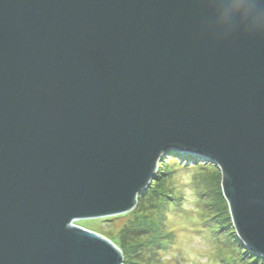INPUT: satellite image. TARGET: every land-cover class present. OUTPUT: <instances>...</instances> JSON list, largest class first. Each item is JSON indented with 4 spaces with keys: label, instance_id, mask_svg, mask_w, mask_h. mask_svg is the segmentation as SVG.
Segmentation results:
<instances>
[{
    "label": "water",
    "instance_id": "1",
    "mask_svg": "<svg viewBox=\"0 0 264 264\" xmlns=\"http://www.w3.org/2000/svg\"><path fill=\"white\" fill-rule=\"evenodd\" d=\"M168 150L264 256V0H0V264H122Z\"/></svg>",
    "mask_w": 264,
    "mask_h": 264
},
{
    "label": "rangeland",
    "instance_id": "2",
    "mask_svg": "<svg viewBox=\"0 0 264 264\" xmlns=\"http://www.w3.org/2000/svg\"><path fill=\"white\" fill-rule=\"evenodd\" d=\"M169 154L163 155L162 164L159 161L161 177H154L157 180L153 179L151 182L154 190L147 192L148 196L146 195L139 201L137 208L134 207L135 210L105 220L75 224L112 239L122 253V264H126V260L130 262V259L132 261L130 264H147L146 261L150 255L142 253L141 247H139L135 251L137 254H132L133 257L130 258L127 253L128 246L132 243L138 244L148 238V233L152 231V224H155L153 222L157 221V213H163L160 210L164 209L163 226L165 231L153 236L156 238L155 241L163 242L157 248L154 264H238L240 253L233 248L234 243L230 240V233L220 235L218 233L219 226L217 227L212 222L206 224L202 221L208 218L207 212L199 213L200 202L202 203L205 197H209L207 199L209 201H215L219 196L223 203L217 186V171L198 168L191 161L186 162L191 167H182L180 164L183 159L181 158L177 161L164 159L170 156ZM209 183L212 184L213 189L216 187L217 194L206 190ZM161 189L165 193L170 192L169 196L172 199L169 202L158 195ZM197 195L201 199L197 200ZM219 199L216 203L219 202ZM172 202H177V205L168 208ZM160 213H158L159 216H161ZM159 236L164 237L157 239ZM160 246H163V249L159 250ZM138 255H141L142 259L136 257Z\"/></svg>",
    "mask_w": 264,
    "mask_h": 264
},
{
    "label": "trees",
    "instance_id": "3",
    "mask_svg": "<svg viewBox=\"0 0 264 264\" xmlns=\"http://www.w3.org/2000/svg\"><path fill=\"white\" fill-rule=\"evenodd\" d=\"M167 153L168 154L170 153L169 154L170 156H168L167 158L165 157L164 159H173V160H176V161L183 159L182 164H180L182 167H185V168L186 167L187 168L191 167V166H188V164H186V162L191 161V163H193L194 165L198 166V168H205L207 170L210 169L212 171L218 170L214 165L210 164V162H208V160L205 159L202 156L194 155V154H184V155L179 154L178 155V153H176L175 150H168ZM162 157H161V159H163ZM161 159H160V161H161L160 163L162 164L163 160H161ZM196 160H198L199 162H195ZM203 162H205V163L203 164ZM160 163H158L157 174H155V177H158V176L161 177V171L159 172V167H160L159 164ZM218 172H219V170H218ZM156 180H157V178L154 179V181H156ZM217 186L219 188L220 184L217 185ZM153 190H154V186H152L151 183H150L149 187L137 198V204H136L135 208H137V206L139 204V201H141L143 199V197H145L147 195V192H151ZM206 190H208V192H211L213 194H217L216 193V187H215V189H213L211 183L207 184ZM169 193L170 192L165 193L164 190L161 189L159 191L158 195L162 196L167 202H169L172 199V197L169 196ZM219 194L222 197L221 191L219 192ZM199 199H201V198H200V196L197 195V200H199ZM207 199H209V197L203 198V202L202 203L200 202V206L201 207L199 209V213L207 212L206 214H208L207 215L208 218L206 220H202V221L204 223H206V224H210L212 222L217 227L219 226L220 229H218V233L220 235H222L224 233H226L228 235L230 233V235H229L230 240H232V242L234 243L232 246H233L234 249H237L239 251V253H240L239 254V259H238V264H264V256L255 255L254 253L249 251L242 244V242L238 239L236 233L234 232V228H233V225H232V221H231V218H230V215H229L228 206H227L226 202L222 203L220 201V199H219V196L216 198L215 201L214 200H210L209 201ZM218 199H219V202L216 203V201ZM176 205H177V202H175V203L172 202V203H170L168 205V208L169 207L173 208ZM135 208L132 209L130 212L135 210ZM160 211L165 213L164 209H161ZM158 213H160V212H158ZM158 213H157V221L153 222L155 224H152V231H150L148 233V238H145L144 241H141L138 244L132 243V244H130L128 246V251H127L128 257L130 256V258H132L133 255H136L137 254V253H135L136 249L141 247L140 250L142 251V253L145 252L146 254L150 255L148 257V260L146 261V263L147 264H154L156 262V260L154 258H155V254H157V251H158L157 248L160 245V243H163V242L162 241H155L154 239H156V238H154L153 236L156 233L165 231V227L163 226V218L165 217V214L163 215V213H160L161 216H159ZM210 213H211V215H210ZM166 214H168V213L166 212ZM162 237H164V236H159V237H157V239H160ZM163 239H165V238H163ZM111 241L114 244H116L112 239H111ZM165 242H164V245H165ZM163 246H160L159 250L163 249ZM129 249H130V252H129ZM121 250L123 252V249H121ZM136 257L142 259L141 255H138ZM125 258H126V256H125ZM128 260H129V258H128ZM125 263L126 264H130V263H132V261H131V259H130V262L129 261L127 262V260H126Z\"/></svg>",
    "mask_w": 264,
    "mask_h": 264
},
{
    "label": "clouds",
    "instance_id": "4",
    "mask_svg": "<svg viewBox=\"0 0 264 264\" xmlns=\"http://www.w3.org/2000/svg\"><path fill=\"white\" fill-rule=\"evenodd\" d=\"M257 26L259 27V26H261V25L258 24Z\"/></svg>",
    "mask_w": 264,
    "mask_h": 264
}]
</instances>
